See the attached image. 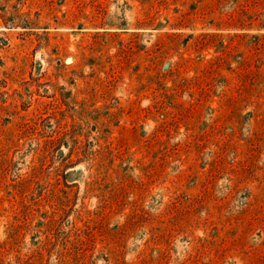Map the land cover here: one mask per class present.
Returning <instances> with one entry per match:
<instances>
[{"label":"rangeland","instance_id":"rangeland-1","mask_svg":"<svg viewBox=\"0 0 264 264\" xmlns=\"http://www.w3.org/2000/svg\"><path fill=\"white\" fill-rule=\"evenodd\" d=\"M0 264H264V0H0Z\"/></svg>","mask_w":264,"mask_h":264}]
</instances>
